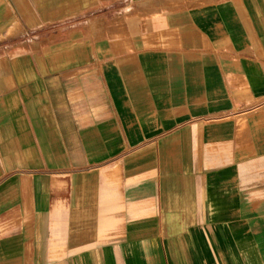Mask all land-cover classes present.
Instances as JSON below:
<instances>
[{
    "label": "crops",
    "instance_id": "0c3cea01",
    "mask_svg": "<svg viewBox=\"0 0 264 264\" xmlns=\"http://www.w3.org/2000/svg\"><path fill=\"white\" fill-rule=\"evenodd\" d=\"M0 264H264V0H0Z\"/></svg>",
    "mask_w": 264,
    "mask_h": 264
}]
</instances>
